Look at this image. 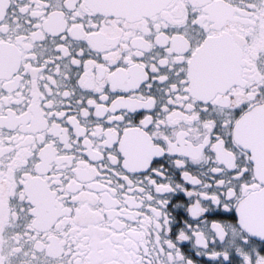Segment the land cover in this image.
Instances as JSON below:
<instances>
[{
    "label": "snow or ice",
    "instance_id": "snow-or-ice-1",
    "mask_svg": "<svg viewBox=\"0 0 264 264\" xmlns=\"http://www.w3.org/2000/svg\"><path fill=\"white\" fill-rule=\"evenodd\" d=\"M0 264H264V0H0Z\"/></svg>",
    "mask_w": 264,
    "mask_h": 264
}]
</instances>
